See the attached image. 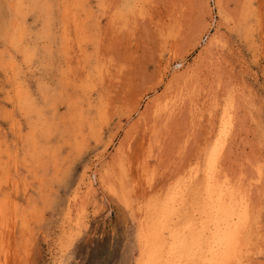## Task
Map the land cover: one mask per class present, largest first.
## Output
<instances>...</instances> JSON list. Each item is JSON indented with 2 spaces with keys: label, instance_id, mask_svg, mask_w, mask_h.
<instances>
[{
  "label": "rangeland",
  "instance_id": "rangeland-1",
  "mask_svg": "<svg viewBox=\"0 0 264 264\" xmlns=\"http://www.w3.org/2000/svg\"><path fill=\"white\" fill-rule=\"evenodd\" d=\"M61 2L0 0V264H138L208 176L248 201L229 264H264V0Z\"/></svg>",
  "mask_w": 264,
  "mask_h": 264
},
{
  "label": "bare ground",
  "instance_id": "bare-ground-1",
  "mask_svg": "<svg viewBox=\"0 0 264 264\" xmlns=\"http://www.w3.org/2000/svg\"><path fill=\"white\" fill-rule=\"evenodd\" d=\"M23 1L17 0V6L22 4ZM60 5L63 11H66L69 7L79 9L81 8V0H62ZM66 17L64 13V18L66 19ZM10 31L11 37L20 35L14 25L10 28ZM22 53L27 54L26 50L23 49ZM101 71L104 73V69ZM101 71L99 70L100 74H103ZM15 99L18 101V106L25 110L28 119L36 118L35 122L29 123L30 135L27 136L26 146L33 151L31 158L41 159V153L37 150V145L39 139L48 138V135L45 136L47 129L44 134L41 129L44 123H40L39 114L33 112V108L31 109L32 103L25 91L17 90ZM32 133L33 135H31ZM1 146L0 143V160L3 159V162L9 161L10 155L3 151ZM178 190L183 191L180 188ZM186 190L187 194L184 193L181 198H178L181 200L180 203H177V199L174 200L175 195H173V197L170 196L174 200L172 204L169 205L167 199L166 203L168 205L166 208L154 207L149 211L152 214L148 220L150 227L145 232L147 235L144 233L140 237L144 250L142 251V260L138 264H229L237 257L236 252L239 242H243L241 232L244 231V228L241 230L240 226L243 227L248 218L247 199L233 190H225L215 178L210 176L204 179L201 184H193L192 187ZM195 193L198 194V199L195 203L189 205L188 201ZM168 206L170 207L168 208ZM184 208L196 209L198 216L195 223H192L194 221H191L190 217L188 218ZM2 213L3 209L0 201V217ZM163 220L168 224L172 222L166 227L168 233V243L166 245H164L163 237H161L164 232L154 230L155 226L162 223Z\"/></svg>",
  "mask_w": 264,
  "mask_h": 264
}]
</instances>
